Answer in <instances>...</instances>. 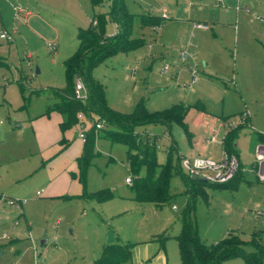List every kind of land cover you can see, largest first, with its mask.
<instances>
[{"label":"rangeland","instance_id":"1","mask_svg":"<svg viewBox=\"0 0 264 264\" xmlns=\"http://www.w3.org/2000/svg\"><path fill=\"white\" fill-rule=\"evenodd\" d=\"M125 4L135 15L132 37L145 44L114 54L92 74L103 84L108 106L122 113L133 111L141 98L150 111L191 106L186 124L193 146L176 123L138 128L143 140L155 141L157 162L173 167L172 197L161 205L137 201L125 181L132 176L127 146L103 138H96L97 156L83 184L75 161L81 152L79 126L62 134L45 115L58 101L48 89L66 85L63 62L78 47V27H88L95 13H107L109 1L92 7L90 0H0V29L13 36L11 42L0 39V264H93L109 231L116 242L132 244L131 257L122 264H181L175 236L189 195L176 171L178 158L200 146L206 156L221 159L234 121L232 127L245 126L236 139L244 165L239 175L255 160L253 135L264 133V0H224L225 7L213 0ZM14 6L31 15L15 16ZM143 14L167 19L156 28L144 26ZM193 22L211 28L195 30ZM105 31L112 36L116 24L107 19ZM191 69L197 71L194 84ZM92 123L87 120L86 128ZM213 126L220 139L210 144L206 136ZM56 132L66 147L53 142ZM250 171L257 182L247 175L235 190L208 187V200L197 197L198 231L208 243L229 233L244 241L255 231L264 233V183L259 169ZM98 190L113 195L105 201L89 195ZM222 264L247 262L233 257Z\"/></svg>","mask_w":264,"mask_h":264},{"label":"trees","instance_id":"2","mask_svg":"<svg viewBox=\"0 0 264 264\" xmlns=\"http://www.w3.org/2000/svg\"><path fill=\"white\" fill-rule=\"evenodd\" d=\"M104 1L90 0V3L92 7H95ZM108 1L107 13H95L88 27H78V47L63 62L66 85L48 89L58 101L45 114H49L50 111H57L61 114L60 130L63 134L67 127L78 123L77 115L79 113L84 114L87 118L98 115L104 119L105 126L103 128L97 132L93 128L87 131L81 153L75 160L81 181L85 184L86 171L97 156L94 151L96 138H103L111 143L125 144L128 148V167L132 175L129 187L134 193L135 199L139 202L161 205L172 197L170 179L173 167L169 161L163 164L157 162L155 141L143 140L138 128L147 124L170 126L171 123H176L185 130L188 140L191 142L192 133L186 124V117L191 106L176 104L170 108L150 111L147 108L146 98L139 99L133 111L129 113H122L108 106L104 86L93 76V69L118 52L127 53L145 44L143 39L132 37L135 15L127 10L125 0ZM107 19L116 24V33L112 36L106 34L105 31ZM161 21L160 17L149 14L141 15V24L144 26L157 27ZM76 76L83 80L88 90L85 102H81L73 96ZM244 127V124L231 127L223 140L224 150L230 155L237 156L238 159L236 139L239 131ZM253 136L255 146L264 144L263 133H255ZM59 143L63 148L67 146L64 136ZM241 167H243L242 164L240 170ZM251 167L258 171L257 163H253ZM240 170L228 183L202 182L183 171L180 166V158H178L176 171H178L185 191L189 195L187 209L181 215L180 233L175 236L181 264H222L224 260L233 257H243L247 264H263L264 233L255 231L251 241H244L237 234L229 233L217 242L208 243L201 238L198 231L195 217L197 197L202 196L208 200V187L237 189L240 182L245 180L243 173L239 175ZM256 181H258L257 178ZM89 195L97 197L100 201H105L112 197L113 193L110 190H98ZM167 238L168 236L165 234L159 238L162 250H164V241ZM248 245H253L256 250L248 252L246 250ZM131 253V243L121 244L114 240L112 243L106 244L100 257L93 264H122L130 259Z\"/></svg>","mask_w":264,"mask_h":264},{"label":"built area","instance_id":"3","mask_svg":"<svg viewBox=\"0 0 264 264\" xmlns=\"http://www.w3.org/2000/svg\"><path fill=\"white\" fill-rule=\"evenodd\" d=\"M219 3L222 0H217ZM14 10L16 13H28V11L23 10L20 7L15 6ZM194 28L197 29H209V25L203 22H194ZM0 39L6 41H13V36L11 33L7 32L5 29H0ZM187 57V52H181V59L185 60ZM169 66L166 64L162 69V73H166ZM192 80L191 84L197 81V71L191 69ZM191 84L189 86H191ZM73 96L75 99L85 102L88 97V90L83 82V80L76 76L74 79V90ZM79 126L78 138L84 142L86 139V133L89 129L93 128L95 132L105 126V120L100 118L98 115H94L92 118H87L84 114L79 113L77 115ZM87 120H92V124L86 128L85 124ZM242 121V120H240ZM243 123V122H242ZM235 126L234 121L230 123V127ZM209 135L206 139L208 143H215L219 141V129L217 127H211L209 130ZM256 162L258 165L259 180L264 183V144H258L256 146ZM180 166L183 171H185L190 176L198 175L205 178L208 182L212 183H227L231 181L240 170V160L235 155H230L224 151V155L221 159L216 160L212 157L206 155H182L180 157ZM127 183H131V178H126Z\"/></svg>","mask_w":264,"mask_h":264},{"label":"crops","instance_id":"4","mask_svg":"<svg viewBox=\"0 0 264 264\" xmlns=\"http://www.w3.org/2000/svg\"><path fill=\"white\" fill-rule=\"evenodd\" d=\"M212 1V0H211ZM213 1H215L216 2V5H220L221 7H225V5H224V0H222V2L221 3H219L217 0H213ZM15 7V6H14ZM14 7H13V10H14ZM225 9H227V8H225ZM14 12H15V16H24V18L25 17H28V16H30L31 14H29V13H16V11L14 10ZM149 15H151V14H149ZM153 16H155V15H153ZM156 17H159V16H156ZM160 18H163L164 20L165 19H167L166 17H160ZM205 23V22H204ZM193 24H194V22H193ZM205 24H207V23H205ZM158 27V26H157ZM194 27V26H193ZM156 28V27H155ZM211 27L209 26V29H210ZM195 30L197 29V28H194ZM202 30H208V29H202ZM115 33H116V31H115ZM114 33V34H115ZM45 115H47L48 116V118H49V120H52L53 121V123H55V125H56V128L58 129V130H60V123H61V121H62V116H61V114L60 113H58L57 111H50L49 112V114H45ZM60 132H61V130H60ZM256 133H261V132H256ZM63 134V133H62ZM264 134V133H263ZM208 135H209V132H207V136H206V139H207V137H208ZM61 135L59 136V134H57V132L54 134V137H53V142L54 141H56V140H58V141H56V142H59L60 140H61ZM77 137H78V134H77ZM219 137H220V131H219ZM79 139V138H78ZM220 139V138H219ZM80 140V139H79ZM81 141V140H80ZM82 142V141H81ZM191 144H192V146H193V139L191 140V142H190ZM215 143H217V142H215ZM210 144H213V143H210ZM82 145H83V142L81 143V149H80V151L82 150ZM224 146V145H223ZM225 151V150H224ZM254 152H256V149L254 150ZM81 153V152H80ZM195 155H207L206 154V149L205 148H202V147H200V146H198L197 148H196V151L195 152H192V154L190 155V156H195ZM255 155H256V153H255ZM240 160V159H239ZM241 163V162H240ZM253 163H256V157H255V160H254V162ZM253 163L250 165V170H252V165H253ZM242 164V163H241ZM243 165V164H242ZM244 166V165H243ZM250 170H246L247 172H245V170H244V173H243V176H244V178L246 179L247 178V175H249L250 176V180H248V181H252V182H257L256 181V178H257V176L256 175H253L252 176V172L250 171Z\"/></svg>","mask_w":264,"mask_h":264},{"label":"water","instance_id":"5","mask_svg":"<svg viewBox=\"0 0 264 264\" xmlns=\"http://www.w3.org/2000/svg\"><path fill=\"white\" fill-rule=\"evenodd\" d=\"M194 179L202 181V182H208L205 178L198 176V175H194L192 176ZM114 241V232L113 231H109L108 232V237H107V243H112Z\"/></svg>","mask_w":264,"mask_h":264}]
</instances>
